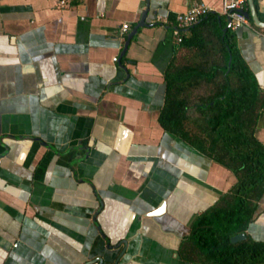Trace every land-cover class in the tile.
Masks as SVG:
<instances>
[{
    "label": "crops",
    "instance_id": "crops-1",
    "mask_svg": "<svg viewBox=\"0 0 264 264\" xmlns=\"http://www.w3.org/2000/svg\"><path fill=\"white\" fill-rule=\"evenodd\" d=\"M56 3L0 0V264H189L181 241L235 179L157 122L174 17L209 7L263 95L264 28H231L220 0H148L119 59L145 0ZM243 234L264 242V189Z\"/></svg>",
    "mask_w": 264,
    "mask_h": 264
},
{
    "label": "trees",
    "instance_id": "trees-1",
    "mask_svg": "<svg viewBox=\"0 0 264 264\" xmlns=\"http://www.w3.org/2000/svg\"><path fill=\"white\" fill-rule=\"evenodd\" d=\"M209 16L189 27L188 34L180 31L182 51L163 72L157 122L235 181L195 217L178 254L189 264H261L264 242L230 238L244 233L264 189V146L253 136L264 95L222 24L204 27ZM195 89L202 92L190 98Z\"/></svg>",
    "mask_w": 264,
    "mask_h": 264
},
{
    "label": "built area",
    "instance_id": "built-area-1",
    "mask_svg": "<svg viewBox=\"0 0 264 264\" xmlns=\"http://www.w3.org/2000/svg\"><path fill=\"white\" fill-rule=\"evenodd\" d=\"M221 1V14H223L229 21L231 28L246 25L247 19L243 15L242 11L245 10L246 0H220ZM69 0H57V7L62 8L68 5ZM210 8L201 3H194L189 8L178 13L174 17V24H172V33L176 38V41L180 40V31L185 30L195 24L201 17L207 15ZM128 25L122 23L119 28L120 34L127 31ZM112 61H116V57L112 58Z\"/></svg>",
    "mask_w": 264,
    "mask_h": 264
},
{
    "label": "water",
    "instance_id": "water-1",
    "mask_svg": "<svg viewBox=\"0 0 264 264\" xmlns=\"http://www.w3.org/2000/svg\"><path fill=\"white\" fill-rule=\"evenodd\" d=\"M246 2H247V5H248V8H247V10L242 11V13L245 16V18L246 19H250V21L252 22L253 25H255L257 27L264 28V22L259 21V19L257 18L256 14H255V10H254V7H253L252 0H246ZM147 10H148V0H145V5H144L143 10H141V12H140V17L138 19V22H136L132 26V28L125 35V39H124V42H123L122 49L119 52V57H118L119 59L124 54L125 49L127 47V44L129 43V40L131 39V37L133 35H135L137 29L139 27H142V26L146 25L144 19H145V15H146ZM227 25H229V21L228 20H227ZM162 207H163V205L161 203L156 210L150 212V215L152 216V215L158 214L159 211L162 210ZM242 239H244V234L240 233V234L232 236L230 238V241L231 242H236V241H240ZM97 261H100V260L97 259Z\"/></svg>",
    "mask_w": 264,
    "mask_h": 264
},
{
    "label": "rangeland",
    "instance_id": "rangeland-1",
    "mask_svg": "<svg viewBox=\"0 0 264 264\" xmlns=\"http://www.w3.org/2000/svg\"><path fill=\"white\" fill-rule=\"evenodd\" d=\"M202 92V89H197L195 94H199Z\"/></svg>",
    "mask_w": 264,
    "mask_h": 264
}]
</instances>
